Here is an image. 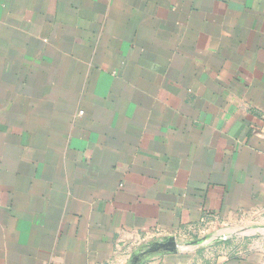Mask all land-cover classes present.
Segmentation results:
<instances>
[{"label": "crops", "instance_id": "1", "mask_svg": "<svg viewBox=\"0 0 264 264\" xmlns=\"http://www.w3.org/2000/svg\"><path fill=\"white\" fill-rule=\"evenodd\" d=\"M241 221L264 232V0H0V264H264L173 250Z\"/></svg>", "mask_w": 264, "mask_h": 264}, {"label": "rangeland", "instance_id": "2", "mask_svg": "<svg viewBox=\"0 0 264 264\" xmlns=\"http://www.w3.org/2000/svg\"><path fill=\"white\" fill-rule=\"evenodd\" d=\"M246 221L238 222L237 224H226L223 226H219L215 229L207 230L206 232L200 234L196 237L194 242H177V250L187 249L191 244H196L198 247H206V248H225L231 247L234 244H240L245 241H256L259 245H264V232L258 231L255 234H240L235 233L234 231H240L242 229H246L248 227ZM193 241V240H192ZM209 241V242H208ZM202 242V243H201ZM208 242V243H204ZM201 243V244H200ZM252 243V242H251ZM206 245V246H205ZM197 246L195 248H198ZM188 250V249H187Z\"/></svg>", "mask_w": 264, "mask_h": 264}, {"label": "water", "instance_id": "3", "mask_svg": "<svg viewBox=\"0 0 264 264\" xmlns=\"http://www.w3.org/2000/svg\"><path fill=\"white\" fill-rule=\"evenodd\" d=\"M176 247H177V243H176V241L174 240V241H173V250H176ZM134 264H136V262H135Z\"/></svg>", "mask_w": 264, "mask_h": 264}]
</instances>
